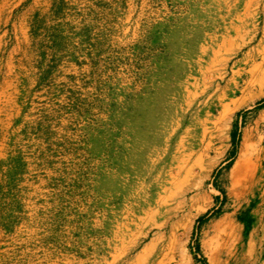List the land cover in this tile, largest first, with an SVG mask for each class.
<instances>
[{
    "label": "rangeland",
    "instance_id": "374dc122",
    "mask_svg": "<svg viewBox=\"0 0 264 264\" xmlns=\"http://www.w3.org/2000/svg\"><path fill=\"white\" fill-rule=\"evenodd\" d=\"M214 1L0 0V264L264 260L260 228L251 252L211 241L244 136L264 125V40L231 47L187 99L174 66L184 28L203 24L194 51L218 33ZM167 103L152 168L132 172L133 116Z\"/></svg>",
    "mask_w": 264,
    "mask_h": 264
},
{
    "label": "bare ground",
    "instance_id": "6f19581e",
    "mask_svg": "<svg viewBox=\"0 0 264 264\" xmlns=\"http://www.w3.org/2000/svg\"><path fill=\"white\" fill-rule=\"evenodd\" d=\"M214 3L218 12L212 18V24L216 25L217 34L204 35L206 39L202 45L199 44L196 51L192 50L189 38L191 35L203 39V24L198 21L194 29L184 28L180 34L179 53L183 59L174 66L180 73L178 85L186 99L194 95L199 86L202 89L208 88L211 83V72L217 64H227L226 54L231 47L240 50L257 37L264 40V0H215ZM222 9L224 12H220ZM244 35H249L246 42L243 39ZM192 54L197 55L194 61L184 59L190 58ZM192 68H196L197 75L201 76V82L192 76ZM172 106L173 103L147 106L133 116L134 138L130 155L132 172L139 166L146 172L150 171L149 167L152 168L153 162L150 157L158 156L157 148L153 145L158 141L161 131L151 134V130L153 127H163ZM142 121L145 122L143 126ZM242 145L243 150L237 166L232 169L223 185L234 211L223 215L217 234L211 237V241L216 247L224 246L230 251L233 243L239 245L246 238L247 251L251 252L257 229H261L264 239V125L255 127L249 135L244 136ZM138 199L140 203L142 197ZM240 220L242 222H239ZM127 231L128 228H122L115 237L120 239ZM132 244L135 246L137 241H133ZM240 246L241 244L238 247ZM259 257L264 258V247L263 249L261 247ZM233 264L239 263L235 260ZM260 264H264V260Z\"/></svg>",
    "mask_w": 264,
    "mask_h": 264
}]
</instances>
